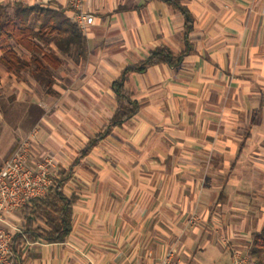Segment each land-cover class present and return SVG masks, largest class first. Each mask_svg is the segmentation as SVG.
<instances>
[{
	"label": "crops",
	"instance_id": "obj_1",
	"mask_svg": "<svg viewBox=\"0 0 264 264\" xmlns=\"http://www.w3.org/2000/svg\"><path fill=\"white\" fill-rule=\"evenodd\" d=\"M9 2L60 7L77 24L73 0H0ZM182 3L192 50L176 67L127 75L139 109L74 166L68 236L24 244L18 264H158L167 250L180 264H228L234 249L249 258L264 225V0ZM83 10L93 20L77 24L82 50L51 44L62 63L33 124L31 157L52 153L55 173L112 116L122 69L159 45L184 46L182 15L161 0H86ZM21 78L0 66V87ZM22 223L16 209L0 226Z\"/></svg>",
	"mask_w": 264,
	"mask_h": 264
},
{
	"label": "trees",
	"instance_id": "obj_2",
	"mask_svg": "<svg viewBox=\"0 0 264 264\" xmlns=\"http://www.w3.org/2000/svg\"><path fill=\"white\" fill-rule=\"evenodd\" d=\"M183 18V48L174 52L165 45H159L148 52L145 59L128 65L111 83L115 108L109 120L99 131L89 137L83 149L79 150L72 163L53 175V182L43 196L29 199L20 207L23 223L19 231L11 234L10 249L16 256L21 247L30 242H62L71 230L74 194L65 195L63 188L73 175V168L105 138L115 127L121 126L133 117L139 103L133 92L125 87L127 75L140 72L149 66L164 63L173 67L182 63L184 56L192 50L189 34L194 20L182 0H161ZM61 49L75 47L81 51L84 37L77 24L65 10L42 5H27L22 2L0 3V66L16 77L29 72L46 93H53L54 70L62 59L50 47V41ZM22 49L25 53L18 51ZM248 264H264V225L252 236ZM15 258V257H14ZM15 261V259H14ZM16 264H18L15 261Z\"/></svg>",
	"mask_w": 264,
	"mask_h": 264
},
{
	"label": "built area",
	"instance_id": "obj_3",
	"mask_svg": "<svg viewBox=\"0 0 264 264\" xmlns=\"http://www.w3.org/2000/svg\"><path fill=\"white\" fill-rule=\"evenodd\" d=\"M86 0H73V6L79 12L76 22L81 30L90 24L93 16L83 10ZM39 129L34 126L21 138L10 155L0 166V221L3 214L20 209L29 199L43 196L53 182L56 158L46 152L32 159L31 152ZM12 232L0 226V264H16L10 249ZM249 258L239 249H234L228 264H248ZM158 264H180L172 250H167Z\"/></svg>",
	"mask_w": 264,
	"mask_h": 264
},
{
	"label": "rangeland",
	"instance_id": "obj_4",
	"mask_svg": "<svg viewBox=\"0 0 264 264\" xmlns=\"http://www.w3.org/2000/svg\"><path fill=\"white\" fill-rule=\"evenodd\" d=\"M51 44L56 46L54 40L50 41V47H52ZM18 51L25 53L19 48ZM20 77H22L19 79L20 81L17 80L21 82L19 86H12L10 83L0 87V154L1 152L6 153L2 161L7 158L17 143V139L20 136L25 137L31 126L37 122L40 117V109L42 108V112L45 111L43 101L38 99L41 98L44 89L32 78L29 72L23 73ZM34 100L36 104L32 103ZM38 155L33 156L32 159H37ZM2 163L0 162V166ZM214 262L218 263L220 260L215 259Z\"/></svg>",
	"mask_w": 264,
	"mask_h": 264
}]
</instances>
